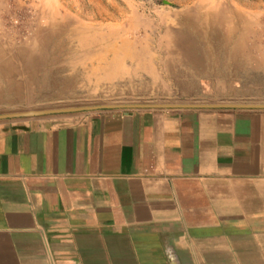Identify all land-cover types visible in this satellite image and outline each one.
Instances as JSON below:
<instances>
[{
	"label": "crops",
	"instance_id": "obj_1",
	"mask_svg": "<svg viewBox=\"0 0 264 264\" xmlns=\"http://www.w3.org/2000/svg\"><path fill=\"white\" fill-rule=\"evenodd\" d=\"M224 11L211 24L199 9L189 21L209 30L178 36L203 50L191 69L207 76L227 70L218 52H239L245 19ZM0 264H264V108L0 119Z\"/></svg>",
	"mask_w": 264,
	"mask_h": 264
},
{
	"label": "rangeland",
	"instance_id": "obj_2",
	"mask_svg": "<svg viewBox=\"0 0 264 264\" xmlns=\"http://www.w3.org/2000/svg\"><path fill=\"white\" fill-rule=\"evenodd\" d=\"M5 3V7H0V46L3 48L0 52V75L4 58L14 60L16 66L24 68L23 62L29 57L31 47L39 43L27 40L34 28L32 17L35 16L43 28L48 27L50 17L57 18L60 13L77 22L65 25L67 32L73 31V35L62 31L65 34L53 36L51 41L63 44L65 48L68 46V51L55 53V59L48 65L49 74L42 69L37 79L33 80L30 73L34 74L39 69L32 66L29 74L24 73L25 76L16 73L9 76L8 82L0 81V114L112 104L263 103L260 101L264 100V0H5ZM228 6L235 7L245 19L242 35L236 40L238 55L222 56V52H218L225 61L222 68L227 70L219 68L209 76H196L191 69L194 68L192 63L198 62L199 57L203 58L202 51L190 47L186 36L172 44L165 29L170 26L179 33L180 21L195 20L199 9L211 14V24H215L226 17L224 8ZM100 7L113 12V18L97 15ZM82 26L87 30L84 34H80L79 30ZM86 38H93L96 42L90 51L82 46L84 40L88 41ZM38 45L44 47L45 43ZM70 46L75 49L71 50ZM211 47L208 44L206 51L209 52ZM214 49L216 53L221 46L217 45ZM135 55L141 58L142 64L138 65L133 59ZM149 55L154 59L152 65L148 64ZM82 56L89 57V61L85 63ZM114 59L121 61L119 65L112 63ZM90 68L93 70L90 71ZM225 72L229 77L225 76ZM232 74L235 76L231 77ZM230 83L236 87L240 85L245 94L229 95L222 86H229Z\"/></svg>",
	"mask_w": 264,
	"mask_h": 264
},
{
	"label": "bare ground",
	"instance_id": "obj_3",
	"mask_svg": "<svg viewBox=\"0 0 264 264\" xmlns=\"http://www.w3.org/2000/svg\"><path fill=\"white\" fill-rule=\"evenodd\" d=\"M118 10V9H117ZM102 13V12H101ZM106 13V12H105ZM118 13H119V11H118ZM104 14V13H103ZM150 14V13H149ZM121 15V14H120ZM140 15H141V13H140ZM143 15V14H142ZM58 17L56 18H53V17H50V23H49V25H48V27H42V26H40L39 25V23H38V20L36 19V17L34 16V17H32V19H31V23H32V25L34 26V28H33V31L32 32H30V35L29 36H27V40L29 41V43H32L34 40H36L37 42H39L38 44H42V43H45V46L44 47H40L38 44H36V46H32L31 47V50L29 51V54H28V58H25L26 59V61H24L23 62V64L25 65V67L24 68H19L18 67V65L16 66V63H15V61L14 60H8L7 58L5 59H3V65H2V67H3V71L1 72V75H0V81H4V82H8V79H9V76L10 75H15L16 73L17 74H19V75H23V76H25L24 75V73L25 74H29V69L32 67V66H36L37 67V69H39L37 72H34V74H31L30 73V77H31V79H33V80H36L37 79V77L39 76L38 74H39V72L43 69V71L45 70V73L46 74H49L48 72H47V69H48V65L51 63V61L53 60V59H55V57H54V55H55V53H58V54H62V53H64L63 51L66 49L67 50V47L68 46H66V48L64 47V45L63 44H60V43H57V42H54V41H51L52 40V38H53V36H55V35H58V36H61V34L63 35V34H70V35H73V31L70 33V32H67V30L68 29H66L65 28V25L66 24H68V19L66 18V17H64L61 13L60 14H58L57 15ZM105 16V15H104ZM108 17V16H107ZM106 17V18H107ZM104 18V17H103ZM160 21V20H159ZM157 22V21H156ZM85 24V23H84ZM118 24V23H117ZM162 24V23H161ZM119 25V24H118ZM117 25V26H118ZM180 30L181 31H179V33H177V32H175L174 30H172L171 28H170V26L169 27H167L166 29H165V31H166V33L170 36V39H171V43L172 44H175V43H173V42H180L181 41V39H179V35H185V34H192V33H199V34H201V33H203V32H206V31H208L209 29H208V27H207V24H200V23H197V22H190L189 20L188 21H182L181 23H180ZM110 27V26H109ZM112 27V26H111ZM119 27V26H118ZM134 27V26H133ZM150 27H151V25H150ZM161 27V26H160ZM115 28V27H114ZM129 28V27H128ZM157 28V27H156ZM86 29H88V28H86ZM113 29V28H112ZM111 29V30H112ZM116 29V28H115ZM115 29L113 30V31H115ZM151 29V28H150ZM161 29V28H160ZM80 34L81 33H83L85 30H84V27L82 26L80 29ZM124 30V29H123ZM162 30V29H161ZM62 31H66L65 33H63ZM91 31V30H90ZM120 31V30H119ZM127 31V30H126ZM142 31V30H141ZM147 31H149V29H147ZM85 32H87V30L85 31ZM84 32V33H85ZM122 32V31H121ZM120 32V33H121ZM145 32H146V29H145ZM150 32H153L152 30L150 31ZM76 33H79L78 31H76ZM83 33V34H84ZM115 33V32H114ZM126 33V32H125ZM129 33V32H128ZM143 33V32H142ZM147 34H149L148 32H146ZM89 35V34H88ZM96 35V34H95ZM98 35V34H97ZM104 35V34H103ZM215 35L216 34H214V38H213V41H214V39H215ZM86 36H87V34H86ZM92 36V35H91ZM89 37V36H88ZM106 37V36H105ZM116 37V36H115ZM173 37H177V38H173V39H175V41H173V39L172 38ZM193 37V36H192ZM217 37V36H216ZM82 38V37H81ZM91 38V37H90ZM117 38V37H116ZM123 37H121V39H122ZM195 38V37H194ZM211 38V37H210ZM22 39V38H21ZM75 39V38H74ZM87 39V38H86ZM217 39V38H216ZM215 39V40H216ZM88 41H86V40H84L83 41V43H82V46L85 48V49H89V51H90V48L92 47V46H94V45H96V42L95 41H93V38L92 39H87ZM103 40V39H102ZM101 40V41H102ZM111 40H113V39H111ZM71 41V40H70ZM80 41H82V40H80ZM100 41V42H101ZM110 41V40H109ZM196 41V40H195ZM103 42V41H102ZM101 42V43H102ZM218 42V41H217ZM27 43V42H26ZM74 43V42H73ZM81 43V42H80ZM100 43V44H101ZM106 44H107V42H105ZM110 43V42H109ZM112 43V42H111ZM215 43H216V41H215ZM75 44V43H74ZM77 45V44H76ZM114 45H115V43H114ZM23 46V45H22ZM111 46V45H110ZM71 47V46H70ZM81 47V46H80ZM79 47V48H80ZM72 48H74V47H71V50H72ZM98 48V47H97ZM96 48V49H97ZM103 48V47H102ZM102 48H101V50H102ZM108 48H109V46H108ZM1 49H3L1 46H0V52H1ZM70 49V48H69ZM75 49V48H74ZM95 49V50H96ZM99 49V48H98ZM26 50V49H25ZM28 50V49H27ZM36 50V51H35ZM68 51V50H67ZM100 51V50H99ZM203 51V50H202ZM255 51V50H254ZM28 52V51H27ZM83 52V51H82ZM87 53H88V51H86ZM75 53V52H74ZM79 53H81V52H79ZM86 53V54H87ZM90 53V52H89ZM94 53V52H93ZM96 53V52H95ZM98 53V52H97ZM113 53V52H112ZM122 53V52H121ZM120 53V54H121ZM91 54V53H90ZM106 54V53H105ZM123 54V53H122ZM129 54V53H128ZM150 54V53H149ZM2 55V54H1ZM24 55V54H23ZM65 55V54H64ZM67 55H68V53H67ZM30 56H33V58H30ZM70 56V55H69ZM77 56V55H76ZM81 56V55H80ZM89 56V55H88ZM91 56V55H90ZM100 56V55H99ZM112 56V55H111ZM130 56V55H129ZM11 57V56H10ZM17 57V56H16ZM25 57V56H24ZM66 57V56H65ZM64 57V58H65ZM212 57V56H211ZM9 58V57H8ZM63 58V59H64ZM70 58V57H69ZM79 58V57H78ZM81 58H83V56L81 57ZM91 58H93V57H91ZM111 58V57H110ZM124 58H126V57H124ZM17 59H19L18 57H17ZM80 59V58H79ZM2 60V59H1ZM22 60V59H21ZM98 60V59H97ZM97 60H95V61H97ZM102 60H104V59H102ZM109 60V59H108ZM205 60V59H204ZM80 61V60H79ZM83 61L85 62V63H87L88 61H89V57H84L83 58ZM120 61V60H119ZM119 61H118V59H114L113 60V62L112 63H114L115 65L116 64H118L119 65ZM134 61V60H133ZM20 62V61H19ZM99 62V61H98ZM101 62V61H100ZM106 62H108V61H106ZM106 62H105V64H106ZM121 62V61H120ZM153 62H154V59L151 57V55H149L148 56V64L149 65H152L153 64ZM203 62V61H202ZM65 63V62H64ZM77 63V62H76ZM89 63H91V62H89ZM133 63V62H132ZM61 64H63V63H61ZM97 65H99V64H97ZM97 65H95V66H97ZM219 65V64H218ZM92 66H93V64H92ZM206 66V65H205ZM106 67H107V65H106ZM120 67V66H119ZM98 68H99V66H98ZM101 68V67H100ZM117 68V67H116ZM116 68L114 69V70H116ZM124 68V67H123ZM85 69V68H84ZM86 70V69H85ZM91 70H93V69H91L90 68V71ZM96 70V68L94 69V71ZM126 70V69H125ZM125 70H123V71H125ZM169 70V69H168ZM193 70V69H192ZM201 70V69H200ZM103 71V70H102ZM119 71V70H118ZM97 72V71H96ZM104 72V71H103ZM114 73H115V71H113ZM121 72V71H120ZM131 72V71H130ZM194 74H196V76H203V75H205V76H207V74H208V72L207 71H205V70H201V71H198V70H193L192 71ZM41 73V72H40ZM99 73V72H98ZM118 73V72H117ZM90 74H91V72H90ZM116 74V73H115ZM127 74V73H126ZM38 75V76H37ZM93 75H95V74H93ZM100 75V74H99ZM50 76V75H49ZM113 75H111V77H112ZM43 77V76H42ZM97 77V76H96ZM99 77V76H98ZM97 77V78H98ZM106 77V76H105ZM86 79H88V80H90L89 78H87V76H86ZM91 81V80H90Z\"/></svg>",
	"mask_w": 264,
	"mask_h": 264
},
{
	"label": "water",
	"instance_id": "obj_4",
	"mask_svg": "<svg viewBox=\"0 0 264 264\" xmlns=\"http://www.w3.org/2000/svg\"><path fill=\"white\" fill-rule=\"evenodd\" d=\"M187 106H227V107H248V108H264V103H244V104H170V103H138L132 105H93V106H79V107H65V108H54V109H37V110H26L20 112H11L6 114H0V119L3 118H14V117H34V116H43L48 114H55V113H67V112H74V111H81V110H91L96 108H119V107H126V108H153V107H187Z\"/></svg>",
	"mask_w": 264,
	"mask_h": 264
}]
</instances>
